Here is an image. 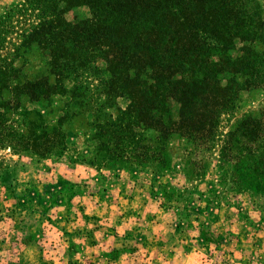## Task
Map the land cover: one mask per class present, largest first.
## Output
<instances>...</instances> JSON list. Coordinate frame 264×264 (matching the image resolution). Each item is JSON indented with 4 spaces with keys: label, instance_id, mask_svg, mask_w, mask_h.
Listing matches in <instances>:
<instances>
[{
    "label": "trees",
    "instance_id": "1",
    "mask_svg": "<svg viewBox=\"0 0 264 264\" xmlns=\"http://www.w3.org/2000/svg\"><path fill=\"white\" fill-rule=\"evenodd\" d=\"M30 2L37 22L20 49L36 44L46 69L13 90L46 109L63 102L52 124L38 111V135L33 131L20 141L38 156L68 151L70 132L64 127L92 109L98 164L102 159L171 169L173 137L198 146L212 142L221 115L236 108L242 92L262 86L264 59L256 50L264 46L260 0ZM83 8L87 15L78 13ZM217 47L219 56L212 54ZM7 81L8 72L0 68V94ZM119 98L129 101L126 108L116 104ZM7 106L0 104V120L11 110L1 111ZM262 113L246 116L223 143L225 157L237 150L250 160L249 174L256 179H264ZM7 127L0 123L1 137ZM234 186L258 191L264 183Z\"/></svg>",
    "mask_w": 264,
    "mask_h": 264
},
{
    "label": "crops",
    "instance_id": "2",
    "mask_svg": "<svg viewBox=\"0 0 264 264\" xmlns=\"http://www.w3.org/2000/svg\"><path fill=\"white\" fill-rule=\"evenodd\" d=\"M44 166L0 179V264H264V220L188 228L141 184Z\"/></svg>",
    "mask_w": 264,
    "mask_h": 264
},
{
    "label": "rangeland",
    "instance_id": "3",
    "mask_svg": "<svg viewBox=\"0 0 264 264\" xmlns=\"http://www.w3.org/2000/svg\"><path fill=\"white\" fill-rule=\"evenodd\" d=\"M30 1L0 0V68L8 72L5 86L8 88L0 94V104H8L7 108L1 111L11 109L0 120V123L8 126L5 136L1 137L0 134L2 181H6V177L11 179L18 173L24 177V170L29 173L42 168V165L47 167L48 163L52 162L61 177L69 176V179L78 180L83 174L86 175V172L91 173L92 177L89 179L95 181L100 190L124 179L130 183L141 184L157 203L173 207L188 228L199 222L203 229L212 231L214 228L222 229L224 222L239 226V221L243 220L250 221L252 225L255 218L264 220V187L253 191L234 186L259 181L264 183V179H256V175L252 177L249 174L251 162L245 155L232 150L230 156L225 157L223 151L225 137L231 131H235L246 116L252 115L254 119L263 117L264 78L261 87L242 92V98L238 105L236 104V108L221 115L212 142L198 146L186 138L173 137L168 149L172 159L171 169L137 165L130 167L131 164L123 165L120 161L102 159L98 164L95 158L96 141L93 140L95 131L90 127L92 109L78 115L69 123L68 128L64 127L70 132L68 134L70 147L62 155L42 157L24 149L25 147L20 144L21 139L30 137L33 131L38 135L40 124L38 111L46 117V122L52 124L56 122L58 109L63 103L58 100L54 105L45 104L46 109L42 104L31 102L13 90L18 83H21L20 88L26 81L33 80L46 69L45 56H42L36 44L29 49H20L24 35L37 22L38 11L33 9ZM260 2L264 9V0ZM78 13L87 15L88 9L83 8ZM242 48L243 45H239L238 49ZM218 49L219 47L212 51V54L219 56ZM256 50L264 59V46L259 45ZM230 55L234 57L237 55L236 51ZM239 81L243 82V79ZM95 89V86H90L89 90ZM102 89L100 87L98 93H101ZM18 91L23 93L22 89ZM116 104L126 108L129 101L119 98ZM110 111L116 113L113 109ZM77 156H82L86 160L82 161V158L78 159ZM77 166L87 170L84 172L81 168L78 174L77 172L71 174L68 167ZM70 183L80 184L73 180H70Z\"/></svg>",
    "mask_w": 264,
    "mask_h": 264
}]
</instances>
